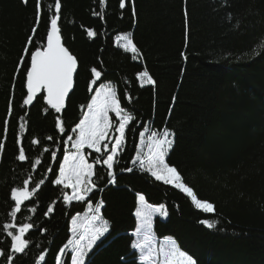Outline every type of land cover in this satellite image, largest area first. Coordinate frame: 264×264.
<instances>
[{
  "label": "trees",
  "instance_id": "16d2710c",
  "mask_svg": "<svg viewBox=\"0 0 264 264\" xmlns=\"http://www.w3.org/2000/svg\"><path fill=\"white\" fill-rule=\"evenodd\" d=\"M33 2L0 0V251L12 255L13 264H57V257L60 264H71L72 247L60 252L73 237L71 219L84 213L88 203L103 200L101 215L109 231L95 242L85 264H140L131 245L137 194H143L148 204H164L168 211L166 218H154L152 235L175 240L197 264H264V0H125L124 9L120 0H60L62 42L78 58L73 91L61 113L49 108L43 94L31 106L23 105L28 58L19 72L17 68L30 34L21 15ZM55 3L41 2L33 37L38 43H46ZM88 30L96 35L89 37ZM121 34L133 38L137 53L116 44ZM93 67L102 73L95 85ZM144 70L155 85L141 86L137 77ZM106 83L134 116L115 157L117 182L107 183L106 166L96 164V187L88 200L68 204L64 197L69 189L54 180L68 136L74 135L71 130L95 90ZM145 129V134L164 129L173 134L166 162L198 199L214 205L213 212L197 209L181 190L132 163L141 152L139 133ZM33 139L39 143L32 144ZM21 146L27 156L23 162L17 159ZM85 153L92 163L99 155ZM126 168L132 171H121ZM30 177V191L40 180L44 184L13 218L11 192ZM204 219L215 221L216 228L201 224ZM8 223L16 227L6 230ZM25 223L33 225L25 235L28 247L12 253L8 231L18 234ZM0 264H8L5 256Z\"/></svg>",
  "mask_w": 264,
  "mask_h": 264
},
{
  "label": "snow or ice",
  "instance_id": "6c2138e0",
  "mask_svg": "<svg viewBox=\"0 0 264 264\" xmlns=\"http://www.w3.org/2000/svg\"><path fill=\"white\" fill-rule=\"evenodd\" d=\"M23 2L27 3L28 0H23ZM119 6L124 9L126 7L125 0H120ZM36 7V27H38L42 14L41 0H37ZM61 8L60 0H56L54 5L55 12L49 21L46 43H38L33 39L36 33V27H33L32 34L26 41L17 68V72H19L25 58H28L29 66L25 73L26 98L23 99V105H31L37 94L43 90L46 92V97H43V99H46L49 108L56 113H61L65 108L66 99L69 97V93L73 91L74 76L78 70V58L62 42L61 28L58 25ZM135 14L133 6V17H135ZM185 17L187 18V13H185ZM87 35L94 37L96 32L88 30ZM120 39L124 41L123 48L125 51L130 50L132 53H137L138 50L130 35L125 34ZM90 74L92 77L91 85H95L96 81L101 78L102 73L96 67H93L90 69ZM137 78L141 82V86L144 84L155 85L156 83L146 70L138 73ZM87 108L88 113L71 130L76 133L75 138L68 136V141L72 142V147L75 151L64 155L63 163L59 165V174L54 180L55 185L62 186L63 189L72 190L71 195H65L64 197L65 202L68 204H71L73 200L82 203L88 200L96 187V182L92 179L95 174L94 166L96 164L106 166L109 178L107 183L116 184L117 179L113 168L119 161L115 157H117L125 144V134L129 123L134 120V116L122 107L116 90L110 85L101 87L95 93ZM109 113H114L115 117L118 118L116 124L113 123ZM9 115H11V108L9 109ZM7 124L8 121L6 120L5 134L7 133ZM56 126L62 134L65 132L63 121L60 117L56 118ZM25 127V124H20L21 133L25 131ZM113 129L119 133V136L115 138L113 146L109 148L105 140L109 137L110 130ZM146 131L147 129L139 133L142 147L145 144ZM172 135L167 129L159 133L151 132L147 141V153L138 152L132 163L134 165L138 163L139 167L154 177L156 181H162L164 184L172 185L186 193L197 209L205 213L213 212L214 205L198 199L193 190L185 185L178 170L166 162V156L173 146ZM48 139L52 140L53 138L49 136ZM17 143H20V138H18ZM31 143L38 144L39 141L33 139ZM109 143H112V141L109 140ZM85 148L99 154L94 158L93 163L87 162L83 152ZM3 151L4 143H0V153H3ZM44 151L47 152L49 150L45 148ZM52 158H56L55 152L52 153ZM17 159L21 162L27 159L25 149L22 146L19 147ZM35 164L39 165L40 160H36ZM121 171L131 172L132 168L121 169ZM30 183L31 177L24 181L23 187L14 188L11 192V199L15 201V207L11 213L13 218L21 211L22 203L29 200L40 189L41 185L44 184V180H40L31 191L29 190ZM99 191L103 192L104 189L100 188ZM137 196L138 207L135 211V216L138 218V227L132 235L138 238L142 237V239H137L132 243L131 247L139 250L140 264H154L156 256L160 255L165 257L164 264H197V261L191 255L186 254L177 247L175 240L167 241V250L162 247L154 256V250L151 245L152 216L153 214H158L166 218L168 211L164 204L153 206L146 202L143 194H137ZM104 206L103 200L98 201L95 206L92 203H88V211L92 215L86 217L85 223L78 224L76 218L72 220L73 239L68 240L64 248L60 250L61 255H63L64 251L69 246H72L71 264H85V258L95 242L109 231L108 221L101 215V209ZM31 211L35 212L36 209L32 208ZM47 211L51 213L53 208L49 207ZM200 223L209 229L216 228V222L209 219L201 220ZM15 227L12 223L4 225L6 230ZM32 227V224L25 223L19 226L18 234L8 231V236L11 237L12 253L25 252L29 243L25 239V235ZM85 240H87V243H82ZM0 256H5L8 264H13L14 257L12 255L0 251ZM39 260L43 262L45 256L41 255ZM57 264H60V257H57Z\"/></svg>",
  "mask_w": 264,
  "mask_h": 264
},
{
  "label": "rangeland",
  "instance_id": "374dc122",
  "mask_svg": "<svg viewBox=\"0 0 264 264\" xmlns=\"http://www.w3.org/2000/svg\"><path fill=\"white\" fill-rule=\"evenodd\" d=\"M41 2H42V0H41ZM36 4H37V0H34V2H33V4H32V9H30V10H28V11H26V12H24V13H22V15H21V18H22V22H21V24H22V27H24V28H26L27 30H28V33L31 35L32 34V29H33V27H36V13H37V7H36ZM26 20H29V21H26ZM36 30H37V27H36ZM123 35H125V34H121V35H119L118 36V38L116 39V44L118 45V46H120V47H123V43H124V41L122 40V39H120V37L121 36H123ZM109 84H103V85H101V86H99L96 90H95V92H94V94L92 95V97H91V99L95 96V93L97 92V91H99L100 90V88L101 87H104V86H108ZM91 99H90V101H89V103H91ZM88 103V104H89ZM88 113V108H86V110H85V113L83 114V116H82V119L85 117V115ZM109 116H110V118L112 119V121H113V123L114 124H116L117 122H118V118L117 117H115V114L114 113H109ZM149 135L150 134H145V144H144V146L142 147L141 146V152L142 153H147V141H148V138H149ZM75 136H76V133H74V135H73V137L75 138ZM119 136V133L118 132H115V130L113 129V130H110V132H109V137L105 140V143H108V145H109V148H111L112 146H113V144H114V140H115V138L116 137H118ZM109 140H111L112 141V143H109ZM86 150H88V151H92L91 149H87V148H85ZM85 149L83 150V152H84V154H85V157H86V153H85ZM102 150H103V147H102ZM75 151V149L72 147V142L71 141H68V143H67V146H66V151H65V154H67V153H69V152H74ZM93 152V151H92ZM64 154V155H65ZM95 154H97V153H95ZM64 157V156H63ZM86 160H87V162L88 163H92V162H89L88 161V159H87V157H86ZM63 163V159H62V161H61V163L60 164H62ZM184 193V192H183ZM72 194V190L71 189H69V193L68 194H66V195H71ZM184 194H186V193H184ZM187 195V194H186ZM188 196V195H187ZM188 198L191 200V198L188 196ZM73 201H75V200H73ZM192 202V201H191ZM200 210V209H199ZM202 211V210H201ZM92 214L91 213H89V211H88V208H87V210L84 212V213H81V214H79V215H75L72 219H71V223H70V230H71V232H72V220L74 219V218H76L77 219V222H78V224H80V223H85V221H86V217H90ZM158 214H153V216H152V223H153V220H154V218L157 216ZM159 216V215H158ZM136 220H137V227H138V218L136 217ZM87 226V225H86ZM136 227V228H137ZM133 233V232H132ZM73 234V233H72ZM143 235V234H142ZM135 237V236H134ZM136 239H135V241L137 240V239H142V237H140V238H138V237H135ZM72 239H73V237H72ZM170 239H163V240H161V241H159V240H155L154 239V237H153V235H152V229H151V245H152V248H153V250H154V256L156 255V253L159 251V249L160 248H164L165 250H167V248H168V244H167V241H169ZM82 243H84V244H86L87 243V240H85V241H82ZM162 243V245L160 246V244ZM72 246H69V248H71ZM68 248V249H69ZM136 252H137V254H140L139 253V250H137V249H134ZM65 252V251H64ZM138 261L140 262V259L138 258ZM164 261H165V257H163L162 255H160V256H156V259H155V261H154V264H164Z\"/></svg>",
  "mask_w": 264,
  "mask_h": 264
},
{
  "label": "water",
  "instance_id": "95a60500",
  "mask_svg": "<svg viewBox=\"0 0 264 264\" xmlns=\"http://www.w3.org/2000/svg\"><path fill=\"white\" fill-rule=\"evenodd\" d=\"M74 78H75V76H74ZM71 93H72V92L69 93V96H70ZM41 94H43L44 97H46V92H44L43 90H42L41 92H39V93L37 94V96H39V95H41ZM44 100H45V103H46V99H44ZM67 100H68V98L66 99V102H67ZM34 101H35V99L33 100L32 104L34 103ZM32 104H31V105H32ZM46 104H47V103H46ZM31 105H28V106H31Z\"/></svg>",
  "mask_w": 264,
  "mask_h": 264
},
{
  "label": "bare ground",
  "instance_id": "6f19581e",
  "mask_svg": "<svg viewBox=\"0 0 264 264\" xmlns=\"http://www.w3.org/2000/svg\"><path fill=\"white\" fill-rule=\"evenodd\" d=\"M165 239H168V238H165ZM161 240H163V239H161Z\"/></svg>",
  "mask_w": 264,
  "mask_h": 264
}]
</instances>
